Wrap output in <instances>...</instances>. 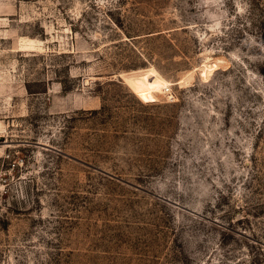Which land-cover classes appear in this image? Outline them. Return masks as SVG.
Listing matches in <instances>:
<instances>
[{
	"label": "rangeland",
	"instance_id": "1",
	"mask_svg": "<svg viewBox=\"0 0 264 264\" xmlns=\"http://www.w3.org/2000/svg\"><path fill=\"white\" fill-rule=\"evenodd\" d=\"M0 264H264V0H0Z\"/></svg>",
	"mask_w": 264,
	"mask_h": 264
},
{
	"label": "built area",
	"instance_id": "2",
	"mask_svg": "<svg viewBox=\"0 0 264 264\" xmlns=\"http://www.w3.org/2000/svg\"><path fill=\"white\" fill-rule=\"evenodd\" d=\"M170 90V88L169 87H166V91H169Z\"/></svg>",
	"mask_w": 264,
	"mask_h": 264
}]
</instances>
